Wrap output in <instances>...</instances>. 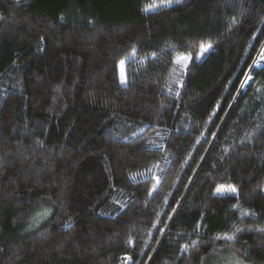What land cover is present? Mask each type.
<instances>
[{
	"label": "trees",
	"instance_id": "16d2710c",
	"mask_svg": "<svg viewBox=\"0 0 264 264\" xmlns=\"http://www.w3.org/2000/svg\"><path fill=\"white\" fill-rule=\"evenodd\" d=\"M152 3L0 0V264H264V0Z\"/></svg>",
	"mask_w": 264,
	"mask_h": 264
},
{
	"label": "snow or ice",
	"instance_id": "6c2138e0",
	"mask_svg": "<svg viewBox=\"0 0 264 264\" xmlns=\"http://www.w3.org/2000/svg\"><path fill=\"white\" fill-rule=\"evenodd\" d=\"M175 2L179 3V2H181V0H175ZM172 3H173V0H160V4H157V3L149 4L147 6V8L145 9V11H148V10H151V9H155V8L161 6V5L170 6ZM60 19H63V17H60ZM90 23H94V22L90 21ZM40 39H41V41H43L44 37H41ZM212 48H213V44L211 42L201 43L200 46H199V53L197 54L196 58L199 59L200 57H202L205 53H207ZM135 54H136V49H133L132 50V55L135 56ZM152 55L155 56L156 54L153 53ZM192 59L193 58H192L191 54L175 57L174 60H173L174 67H173L172 71L173 72L177 71V67L176 66H178L180 70L186 71L188 66H189V63H191ZM262 61H264V46H262V48H261L259 59L258 60H254L253 61V65L260 66ZM119 63L121 65V67L123 68V66L125 64V61L121 60ZM262 70H264V69H262ZM251 79H252L251 76H247L246 80L241 84V87L243 88L244 85L247 83V81L251 80ZM126 81H127L126 73L124 71H122L121 72V83H126ZM168 91H171V88H169ZM177 95H179V93H177ZM133 135H135V133ZM149 143H152V141H149ZM197 143H199V141H197ZM164 163L167 164L168 161L165 160ZM185 163H187V161H185ZM158 168H160L159 163L150 166L148 169H146L145 173H134L132 175H133V178H135L136 176H143L145 174H148V175L154 176L156 184H159V183H161V177L159 175H155V172H154V170L158 169ZM160 171H163V169H160ZM157 190L158 189H157L156 185H153L151 192H149V195H152V193L157 191ZM213 194L214 195H216V194H220V195L233 194V195L238 197L239 189L234 184H219V185H217L215 187V191H214ZM117 203H119V201H117ZM233 207H237L238 208V207H240V205L236 204ZM176 210H177L176 208H172V212L173 213H175ZM47 214H48V210H45V212L42 215L46 216ZM169 219H171V216H169ZM159 223H160L159 218H157L156 223L153 224L152 227L153 228H157V225ZM199 227H200V225L198 224L197 228H199ZM157 230L160 231V232H163V229H157ZM241 231H242V229L236 228L231 235L225 233L223 235L217 236L216 239L225 240V241H234L236 239V234L241 232ZM260 231H264V229H261ZM132 243L133 242L131 240H129V244H132ZM187 247H188L187 245L184 246L185 249H187ZM130 259H131L130 256L124 258V264H127V260H130ZM238 264H239V262H238Z\"/></svg>",
	"mask_w": 264,
	"mask_h": 264
},
{
	"label": "rangeland",
	"instance_id": "374dc122",
	"mask_svg": "<svg viewBox=\"0 0 264 264\" xmlns=\"http://www.w3.org/2000/svg\"><path fill=\"white\" fill-rule=\"evenodd\" d=\"M259 56L257 57V60L259 59ZM233 262V256L229 253H220L214 259V264H232Z\"/></svg>",
	"mask_w": 264,
	"mask_h": 264
}]
</instances>
